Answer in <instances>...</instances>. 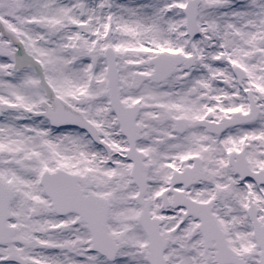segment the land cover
Here are the masks:
<instances>
[{"label": "snow or ice", "instance_id": "snow-or-ice-1", "mask_svg": "<svg viewBox=\"0 0 264 264\" xmlns=\"http://www.w3.org/2000/svg\"><path fill=\"white\" fill-rule=\"evenodd\" d=\"M0 264H264V0H0Z\"/></svg>", "mask_w": 264, "mask_h": 264}]
</instances>
